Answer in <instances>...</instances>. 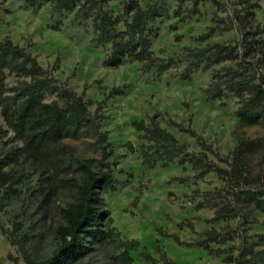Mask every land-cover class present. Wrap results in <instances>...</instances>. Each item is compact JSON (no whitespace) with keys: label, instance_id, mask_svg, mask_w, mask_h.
I'll list each match as a JSON object with an SVG mask.
<instances>
[{"label":"trees","instance_id":"16d2710c","mask_svg":"<svg viewBox=\"0 0 264 264\" xmlns=\"http://www.w3.org/2000/svg\"><path fill=\"white\" fill-rule=\"evenodd\" d=\"M23 1L24 7L31 9L48 5L51 18H59L53 26L55 29H59L61 20L68 15H71L69 23L73 27L89 20L95 45L106 51L105 67L137 61L144 72L151 69L163 72L175 62L184 61L186 65L181 77L188 79L193 70L219 65L212 70L208 85L201 89L206 100H218L220 106H224L225 100L233 97L234 115L241 125L264 126V26L254 19V9L260 6L258 2L239 0L245 7L233 9L228 21L221 22L223 31L237 30L235 40L186 48L181 57L175 58L156 55L150 48L149 23L166 12L165 0ZM114 1H118L121 13H115L110 7ZM175 1L177 8L173 15L180 16V5L187 0ZM188 1L193 4L192 10L199 1L210 2L215 9L222 6L220 0ZM213 29L210 26L198 38H208ZM175 38L178 39V35ZM11 74L16 80L8 85L6 78ZM122 92L115 87L109 95ZM93 104L96 108L92 112L89 106ZM100 105L101 101L84 99L82 93L78 94L68 86L67 79L54 77L24 46L9 37L0 39V116L6 126L0 128V209L17 192L14 186L20 179L12 166L21 154L39 165L44 186L52 187L59 182L74 192L71 202L59 209L62 223L55 230V247L51 255L35 261L23 250V264L77 262L110 245L119 246L121 251L116 259L121 264H129L132 261L130 251L140 245L136 239L120 237L103 200L104 193L116 189V158L119 156L115 154L112 159L79 157L74 147L63 141L67 135L82 131L93 136L91 144L103 156L110 154L108 134L100 128L104 118ZM170 123L194 136L202 151H188L185 143L178 142L173 134L160 126L155 115H151L148 122L141 119L135 125L143 140L141 163L153 168L158 160L166 163L179 157V162L190 164L198 176L214 172L223 184L208 193L211 199L206 202H211L209 207L214 208L209 221L225 224L206 229L196 245L207 254L223 256L233 264H264V220L259 221L264 215V136L239 137L229 153L219 155L194 130L181 123ZM10 133L9 139L16 143L8 146L2 139ZM127 148L130 152L134 150L130 142H127ZM208 151L213 152L224 166L209 159ZM70 169L77 175L68 176ZM204 205V201L197 203V207ZM230 221L235 224L230 225ZM257 224L262 230L250 233ZM159 235L171 238L177 244L190 245L180 241L175 233L159 229ZM236 239L237 244L221 246ZM156 249L161 263L147 252H141L139 256L149 264H174L162 251L160 238L156 240Z\"/></svg>","mask_w":264,"mask_h":264},{"label":"rangeland","instance_id":"374dc122","mask_svg":"<svg viewBox=\"0 0 264 264\" xmlns=\"http://www.w3.org/2000/svg\"><path fill=\"white\" fill-rule=\"evenodd\" d=\"M220 1L222 6L217 9L210 2L199 1L192 10L193 4L187 0L180 5V16H174L176 1L165 0L166 12L149 23L151 50L159 56L179 58L186 48L235 40L237 30L223 31L221 22L228 21L233 9L245 5L239 0ZM253 2L260 5L254 9L255 22L264 26V0H251ZM110 7L115 13H121L118 1L111 2ZM70 17L63 18L59 29H55L53 26L59 18H51L48 5L31 9L24 7L23 0H0V39L9 37L24 46L54 77L67 79L68 86L82 93L84 99L101 101L100 113L104 118L100 128L108 134L111 153L103 156L91 144L93 136L82 131L67 135L63 141L73 146L79 157L112 159L115 154L119 156L116 158V189L104 193L103 200L120 237L140 243L136 250L130 251L132 261L129 264H149L139 256L141 252L151 254L161 263L156 249L158 238L162 251L174 264H233L223 256L207 254L196 245L206 229L225 224L209 221L214 208L209 207L211 202H206L211 199L208 193L220 188L223 182L211 171L198 176L190 164L180 163L179 157L166 163L158 160L153 168L146 167L141 163L143 140L135 125L141 119L148 122V117L155 115L160 126L178 142L185 143L188 151H202L194 136L180 131L170 122L181 123L194 130L219 155L229 153L239 137L264 136V126L241 125L234 115L233 97L226 99L224 106H220L218 100H206L201 89L208 85L212 70L219 65L193 70L188 79L181 77L184 61L175 62L163 72L155 69L144 72L137 61L105 67L106 51L95 45L91 22L86 20L73 27ZM210 26L214 29L209 37L200 40L198 37ZM15 80L11 74L6 83L12 85ZM115 87L123 92L110 96ZM95 108L96 104L89 106L92 112ZM0 128H6L1 116ZM11 137L10 133L2 141L8 146L15 145ZM127 142L131 143L132 152ZM207 155L224 166L213 152L208 151ZM12 167L20 180L14 186L15 195L0 209V264H23V250L35 261L49 257L55 247V230L62 223L59 209L71 202L74 193L59 182L52 187L44 186L39 165L25 154H21ZM67 175L77 173L70 169ZM200 201L205 205L197 207ZM262 220L264 215L259 217V221ZM228 223L234 225L235 221ZM159 229L175 233L180 241L190 245L177 244L171 238L160 236ZM261 230L257 224L250 233ZM230 243L237 244L238 240L221 246ZM120 251L117 245L101 247L80 261L65 264H121L116 259Z\"/></svg>","mask_w":264,"mask_h":264}]
</instances>
